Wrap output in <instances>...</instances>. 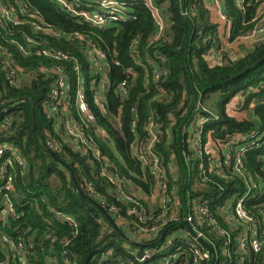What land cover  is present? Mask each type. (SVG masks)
I'll return each instance as SVG.
<instances>
[{
  "label": "trees",
  "instance_id": "trees-1",
  "mask_svg": "<svg viewBox=\"0 0 264 264\" xmlns=\"http://www.w3.org/2000/svg\"><path fill=\"white\" fill-rule=\"evenodd\" d=\"M4 1L13 5L17 0ZM22 1L29 6V16L22 17L23 23L8 27L0 23V147L20 150L25 163L22 167L14 161L4 173L1 164L11 152L0 159V188L8 176H13L16 191L15 215L0 221V261L21 264V249L32 264H147L138 262L133 252L143 255L148 247L159 246L157 240L148 242L139 237V216L128 214L131 205L107 191L104 181L91 172V163L80 152L66 145L64 155L49 143L53 125L45 103L53 79L38 76L18 81L14 70L3 63L7 51L25 70L61 66L72 75L75 61L80 60L89 74L87 42L93 41L110 57L109 100L111 110L123 108L121 130L112 127L96 105L92 108L108 127L116 150L128 165H119L121 169L131 182L150 191L151 176L133 156L132 145L138 137L148 140L145 128L153 119L160 127L157 149L164 166L167 171L178 169L180 175L179 196L184 202L181 218L194 211V203L208 201L211 218L220 226L214 229L208 218V225L200 226L205 242L215 249V264H264V249L250 256L240 251L238 240L243 228L229 223L225 212L235 198L248 192L250 184L252 193L246 197L245 207L264 228V38L250 47L241 45L245 50L240 56L234 57L231 51L221 54L220 24L208 0H151L152 5L147 0H117L127 3L128 9L103 27L74 15L60 0ZM64 1L77 12L100 9V0ZM263 1L224 0V12L232 23L229 41L255 29L261 20L258 12ZM155 7L165 18L160 37ZM28 37L42 46H31ZM44 47L71 58H47L38 53ZM212 52L217 60L209 58ZM155 69L167 73L157 79ZM124 81L129 82L130 92L121 102L116 91ZM239 93L244 94L243 98L233 101ZM204 119L208 120L203 123ZM199 122L201 127H196ZM54 136L61 141L59 135ZM260 136L263 138L259 140ZM243 137L247 140L241 141ZM246 142H254L243 153L249 183L226 164L228 156L234 158ZM49 148L71 169L54 159ZM104 149H108L106 144ZM109 153L115 159L111 149ZM143 176L148 182H143ZM87 182L100 187L107 201L91 194ZM190 198L191 209L187 205ZM111 204L119 206L120 211L114 212ZM101 208L132 242L117 231ZM58 215L72 216L75 222ZM180 228H186L182 220L167 233ZM5 236L9 242L3 240ZM199 244L211 257L198 264H212L211 250ZM154 261L152 264L159 262ZM178 262L195 264L192 248L186 247Z\"/></svg>",
  "mask_w": 264,
  "mask_h": 264
},
{
  "label": "built area",
  "instance_id": "built-area-1",
  "mask_svg": "<svg viewBox=\"0 0 264 264\" xmlns=\"http://www.w3.org/2000/svg\"><path fill=\"white\" fill-rule=\"evenodd\" d=\"M61 3L68 7L71 12L84 19L92 25L103 27L110 20H117L121 17V13L128 9L127 3L122 4L117 2L118 7H113L112 0H100V9L97 12H77L72 9L64 0ZM243 3L244 0H238ZM149 3V2H148ZM264 1L261 5L263 6ZM152 5V2L151 4ZM121 8H120V7ZM208 6L212 11L220 15L229 27V37L231 31V20L224 12V0H208ZM259 8L258 17L261 18L255 29L249 34L240 37L237 40L251 39L254 41L259 39V36L264 33V12ZM29 6L22 0L15 1V4H7L4 0H0V23L6 27L13 25H20L23 23L22 17L29 16ZM154 13L158 18L159 35L162 36L164 31V20L160 11L155 7ZM184 15H188L187 12ZM29 22V20H27ZM36 27V23H34ZM38 30L41 27H37ZM49 31V29H47ZM82 41H86L83 35H78ZM235 40V41H237ZM27 41L32 44L31 46H42L41 43L35 42L31 37ZM234 41V42H235ZM16 45H20L16 42ZM20 48L25 50L23 45ZM88 59H89V74L84 72L80 60L75 61L74 74L61 66H40L36 69L25 70L18 66V64L9 55V52L4 51L7 59L3 61L7 66L14 70L15 77L18 81L29 80L34 77L42 76L45 79L52 78L49 98L45 103V111L47 116L51 119L53 129L50 134V144L54 150L67 154V146H70L74 151L80 152L87 162L91 163V172L96 174L97 177L104 181L107 191L116 195L124 202L131 205L128 212L129 215L137 214L142 223L139 228V237L146 238L148 242L157 240L159 246L152 243L146 249L143 255L133 252L136 259L140 263L152 264L154 259H158V264H180L179 258L185 254L186 247L192 248L195 256V264L200 261L209 259L210 252L200 248L201 243L199 238L204 241V233L200 230V226L204 227L206 224L205 218H208L214 229L219 230L220 226L216 221L211 218L208 208V201L194 203V211L186 213L181 218V209L184 207V202L179 196V182L180 175L178 169L172 168L170 171L166 170L160 152L157 149V144L160 143V127L159 123L153 119L147 124L146 132L148 140H141L140 137L132 145L133 156L141 164L144 173L151 176L150 191L147 193L142 187L135 182H131L129 176L124 172L122 167H128L124 157L116 150L114 140L111 138V133L108 127L100 121V116L94 112L92 105H96L101 115L112 125V127L121 130L123 108L120 107L116 112L111 110L109 100V91L112 87L110 79V57L109 55L93 41L87 42ZM224 49V46H223ZM222 50V49H221ZM39 54L52 58L55 60H69L70 55L60 52L52 51L44 47L38 50ZM163 60V59H162ZM119 64V62H116ZM155 69V77L158 79L162 74H166L167 70ZM119 100L124 102L130 92V84L128 81L122 82L117 88ZM199 107H202L200 104ZM208 120L204 119L203 123ZM201 122L196 127H201ZM137 121L133 123L136 127ZM59 135L61 141L57 140L54 136ZM191 139V130H188ZM263 138L259 137V140ZM247 137H243L241 141H246ZM257 140V138H256ZM254 142H246V144L237 150L234 154L228 156L227 166L232 167L239 175L244 177L248 182L247 168L243 161V153L247 148L252 147ZM258 142H256V146ZM104 144L108 149H104ZM51 146V147H52ZM110 149L115 154V159L109 153ZM11 152V157L7 158L1 164L2 172H7V166H13V162L17 161L22 167L25 165L24 158L20 150L11 149L9 146L0 147V159L7 152ZM117 159V160H116ZM221 167V166H220ZM223 173V168L219 169ZM132 176H137L133 171H128ZM143 182H148L146 177L143 176ZM105 187V186H104ZM87 189L91 194L97 198L107 201V197L103 195L102 189L96 187L93 183L87 182ZM15 189L13 186V176H8L6 183L0 188V221H5L10 215H15V206L13 197L15 196ZM252 193V188L249 184V190L245 195L240 198H235L232 206H227L225 209L226 219L229 223L238 225L243 228L240 235L239 249L241 252L251 255L260 253L264 249V228L261 229L259 221L252 216L245 207V199ZM187 205L191 209V198ZM111 209L114 212L120 211V207L111 204ZM157 210L159 213L155 214ZM58 217L75 222V219L69 215H58ZM183 221L186 228H180L173 233H167L173 225L179 221ZM123 223V222H121ZM189 225V227L187 226ZM169 226V227H168ZM168 227V228H167ZM195 233L194 235L191 233ZM127 240L133 241L131 238L126 237ZM5 242H9L8 237H4ZM161 242V243H160ZM12 250H17L14 246ZM23 253V261L21 264H32L28 261L26 254ZM111 252V251H109ZM25 254V255H24ZM103 258V257H102ZM0 264H4L0 261Z\"/></svg>",
  "mask_w": 264,
  "mask_h": 264
},
{
  "label": "rangeland",
  "instance_id": "rangeland-1",
  "mask_svg": "<svg viewBox=\"0 0 264 264\" xmlns=\"http://www.w3.org/2000/svg\"><path fill=\"white\" fill-rule=\"evenodd\" d=\"M114 3H112V6L113 7H118L117 6V2L115 0H112ZM149 2V4H151V0H147ZM120 7V6H119ZM121 8V7H120ZM261 12H264V4L263 6L261 7ZM219 17V18H218ZM214 18L217 19V22L221 25L222 27V22L220 20H223L225 22L224 19H221L220 18V15H218L217 13H215L214 15ZM221 29V28H220ZM222 41H221V46H222V50L220 51V53H226L228 51H231V53L234 55V57H237V56H240L241 54H243L244 50L245 49H241L240 46L241 45H245V46H249L250 44L253 43V40L251 39H244V40H237L235 42H232V41H229V40H226L227 37H229V30L225 31L222 33ZM264 38V33L261 34L259 36V39H263ZM225 40V41H224ZM223 46H224V49H223ZM240 49V50H239ZM209 58L211 60H217L215 54H213V52L211 53V55L209 56ZM244 96L243 93H239L235 98H233V101H237L239 99H242ZM214 99V98H213ZM212 99V100H213Z\"/></svg>",
  "mask_w": 264,
  "mask_h": 264
},
{
  "label": "water",
  "instance_id": "water-1",
  "mask_svg": "<svg viewBox=\"0 0 264 264\" xmlns=\"http://www.w3.org/2000/svg\"><path fill=\"white\" fill-rule=\"evenodd\" d=\"M34 116H35V115H34ZM35 119H36V118H35ZM42 139H43V142H44L45 146L48 147V144H47V141H46L44 135H42ZM49 150H50L51 155L53 156L54 159H56V160H58L59 162L63 163L68 169H71V167H70L67 163L63 162L53 150H51L50 148H49ZM82 195L85 196V197H87V195H86L84 192L82 193ZM101 210H102V212L106 215V217L111 221V223L114 225V227L117 229V231H118L121 235H123V236L126 238L127 236H126L125 233H123V231L119 228V226H118L117 223L115 222L114 218H113L111 215H109L104 209L101 208ZM187 226L189 227L188 224H187ZM191 233H192L193 235L195 234V233L192 231V229H191ZM199 241H200L201 243H203V244H205V245H207V246L209 247V249L211 250V252H212V254H213L212 264H215V262H216L215 249H214L212 246L208 245L207 242H205L202 238H199Z\"/></svg>",
  "mask_w": 264,
  "mask_h": 264
},
{
  "label": "crops",
  "instance_id": "crops-1",
  "mask_svg": "<svg viewBox=\"0 0 264 264\" xmlns=\"http://www.w3.org/2000/svg\"><path fill=\"white\" fill-rule=\"evenodd\" d=\"M215 13V12H214ZM219 18V17H218ZM215 21H217V19H215ZM221 22H222V27H221V25H220V37H221V40L223 39V37H222V33L223 32H225V31H227V30H229V27H228V25L226 24V22H224L223 20H220ZM226 40H229V37H227V39ZM225 41V40H224ZM251 45V44H250ZM250 45L249 46H247V47H250ZM241 47V46H240ZM242 49V48H241ZM240 50V49H239Z\"/></svg>",
  "mask_w": 264,
  "mask_h": 264
}]
</instances>
